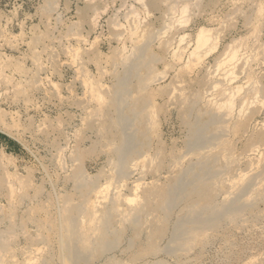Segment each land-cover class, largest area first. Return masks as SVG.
<instances>
[{
	"label": "rangeland",
	"instance_id": "374dc122",
	"mask_svg": "<svg viewBox=\"0 0 264 264\" xmlns=\"http://www.w3.org/2000/svg\"><path fill=\"white\" fill-rule=\"evenodd\" d=\"M134 62L139 73L128 75ZM123 76L135 97L131 100L149 102L145 116L150 121L145 118L142 126L133 127L147 130L152 144L143 148L149 155L130 159V179L116 176L114 144L96 130L106 124ZM195 93L205 98L201 108L209 98L222 112L229 111L232 120L242 116L225 136L236 160L223 175L228 190V182L239 180L264 156L263 140L252 136L264 132V0H0V239L5 242L0 264H37L38 257L40 261L50 253V244L41 237L48 233L47 221L52 224L57 216L52 198L60 197L61 204L69 194L77 202L72 174L79 166L86 177L97 180L98 192L91 193L94 202L88 206L100 209L116 196L125 212L141 202L162 158L183 153L188 163V132L180 114ZM254 142L260 152L251 151ZM260 209L264 212V204ZM38 219L46 221L44 230L37 227ZM263 232L264 220L256 228L263 242L237 264L264 259ZM220 247L218 242L210 246L200 264H225Z\"/></svg>",
	"mask_w": 264,
	"mask_h": 264
},
{
	"label": "bare ground",
	"instance_id": "6f19581e",
	"mask_svg": "<svg viewBox=\"0 0 264 264\" xmlns=\"http://www.w3.org/2000/svg\"><path fill=\"white\" fill-rule=\"evenodd\" d=\"M147 38L149 37L147 36ZM144 59L149 60L148 58ZM138 62H134L130 66L127 65L128 75L132 74V70L139 73V71L136 72L139 66ZM134 65H138L136 70L133 69ZM146 69L148 68L146 67ZM128 75L126 77H129ZM126 77L119 78L114 96L111 101L109 100L112 112H109L106 124L96 128L100 133L99 136L112 145L114 144L113 165L116 168L114 172L120 179L132 177L134 168L132 169L130 166V159L133 160V157L138 155L140 157L142 152H145L143 148L149 150L152 145L147 130L133 127L136 125L135 123L139 126L143 125L146 118L145 109L147 106L149 107V102L145 100L133 102L131 100L135 97L130 96L129 86L127 87L125 84ZM148 83L150 84V82ZM142 86L140 88H144ZM136 90L138 91V89ZM138 98L141 99L142 97ZM204 99L199 93L193 94V97L185 100L180 114L182 123L188 132L184 145L187 156L188 154L191 156V158L188 157L190 161L184 163L183 153L181 155L173 153L169 157L162 158L155 166L157 174H152L153 180L142 191L141 202L139 201L136 205L132 204L133 206L126 211L124 210L125 212L120 211L122 208L119 209L120 197L118 199L116 196L109 203L105 201L107 204L105 203L100 209H95L94 204L88 206V203L94 202L89 199L91 193L93 191L98 192L97 180H91V177L88 178L89 176L86 177L84 166L76 168L72 174L74 180L72 183L74 184L73 190L79 199L77 202H72L73 198L67 194L60 204L58 201L60 197L58 199L57 196L56 199L52 198L56 203L57 212L55 215L57 216L53 219L52 224L47 221V224H50L47 226L48 233L41 237L47 243L49 242L46 245L50 244L48 248H51V251L47 254L46 250L47 255L44 258L41 257L42 252H40L41 259L40 261H38L39 257L36 259L39 262L37 264H127L125 262L128 264H191L190 259H195L197 264H200L206 250L216 242L221 244V250H219L223 262L225 264H237V260L244 259L243 256H246L250 249L255 248V245L257 247L258 244L256 243H262L263 236L256 234V228L260 221L264 220V212L260 209V205L264 204V156L258 157L256 165H253L254 167L251 165L253 168L250 171L243 175L241 173V177L238 175L239 180L235 178L237 181L232 179L231 182H228L229 188L225 190L226 184L223 175L228 173L236 162L232 157L231 144L225 139V136H228L230 128L241 122L242 116L236 115V117L238 116L237 119L234 116L236 120H232L233 115L228 113L229 111L222 112L221 108L219 109L220 106L216 102L212 103L209 98V100L206 98V105L201 108L199 102L203 103ZM147 100L150 101L149 98ZM147 117H151L150 112ZM148 119L146 118V120ZM108 136L112 137L109 138ZM252 136L257 137L259 141L263 140L264 144V132L252 134ZM255 143L252 144L251 151L260 152V145ZM158 146L157 153L161 154L164 149L161 144ZM170 152L168 153L170 154ZM185 152L184 155L186 156ZM77 155V159L82 157L80 153ZM165 173H169V175L164 176L165 180H163ZM96 178L98 177L96 176ZM155 179L157 180L155 181ZM40 192L42 191L38 193ZM38 197L40 198L39 195ZM38 197L37 199H39ZM84 218L85 220H83ZM34 219L36 218L34 217L33 221ZM38 222L36 225L39 229L45 228L46 221L43 222L42 219H38ZM38 228H36L37 231ZM38 232L41 233L40 230ZM242 232L245 234L239 235ZM34 237L40 236L34 235ZM4 243L1 240L0 250L5 247ZM32 247L34 246L31 245L30 248ZM35 251L33 250L34 254ZM258 251L260 250L258 249ZM25 254L23 255L25 256ZM29 254L27 253L28 256ZM1 255L0 257L4 254ZM123 256L127 259L124 263L122 262ZM11 257L13 258V256ZM168 257L174 258L175 261L169 262L171 259L168 260ZM263 260L260 259L255 263L253 261L250 264H261L264 263Z\"/></svg>",
	"mask_w": 264,
	"mask_h": 264
}]
</instances>
